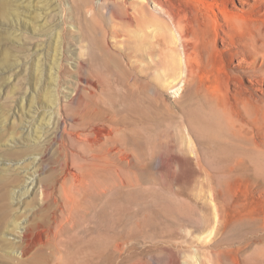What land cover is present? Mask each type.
<instances>
[{"label": "rangeland", "instance_id": "374dc122", "mask_svg": "<svg viewBox=\"0 0 264 264\" xmlns=\"http://www.w3.org/2000/svg\"><path fill=\"white\" fill-rule=\"evenodd\" d=\"M45 1L51 34L40 42L23 28L27 17L14 22L0 0V109H14L6 91L20 71L9 60L23 51L9 34L26 31L29 47L43 45L36 51L42 62L52 53L61 58L62 91L80 83L81 93L97 94L90 128L107 119L104 103L111 102L108 111L123 120L127 138L137 136L142 151L123 164L122 186L110 188L114 179L106 178L110 192L94 203L91 232L56 264H264V0H222L215 11L211 0ZM40 3L32 0L31 10L43 16ZM182 46L189 58L181 65ZM225 119L248 143L229 144ZM7 137H0V148H7ZM152 140L160 150L155 159L145 147ZM228 165L236 171L218 173ZM1 254L0 264H30Z\"/></svg>", "mask_w": 264, "mask_h": 264}, {"label": "bare ground", "instance_id": "6f19581e", "mask_svg": "<svg viewBox=\"0 0 264 264\" xmlns=\"http://www.w3.org/2000/svg\"><path fill=\"white\" fill-rule=\"evenodd\" d=\"M2 1L4 15L13 16L14 22L21 20V15L27 17L23 20V28L31 29L40 42L51 34L52 14L45 0H39L38 6L40 11H45L43 16H40L41 12L31 10L32 0ZM221 1L208 3L212 11L220 8ZM238 1L243 5L249 3V0ZM37 16L40 19L38 25L29 22L30 17L37 22ZM202 25L206 29V24L202 22ZM9 35L10 41L16 43L13 46H20L23 51L18 55L14 52L15 55L10 57L13 60H9L13 61L14 70L20 71L12 75L15 82L9 92L6 91V96L10 94L13 100L14 109L8 111L9 114L0 109V125L9 120V126L0 137L8 135L11 142L8 145L10 142L7 140L4 144L7 148H0V253L19 263L45 261L46 264H56L61 262L72 243L84 240L83 235L91 232L94 203L97 199L102 202L110 188L123 185V164L142 151L139 150L137 136L127 138L125 130L119 126L124 125L123 120L115 111H108L114 108L111 102L104 103L106 109L102 107L105 114L109 112L107 119L103 120V110V116L98 114L99 120L103 121L90 128L87 117L91 118L92 111L99 106L95 100L96 93L85 90L81 93L80 83L74 88L67 84L70 92L62 91L67 70L62 67L61 58L56 59L57 54H50V61L44 63L41 55L36 53L43 46L40 42L29 47L31 39L26 36V31L13 30ZM54 37L55 47H58L60 31L55 32ZM182 52L180 57L177 55L181 65L182 60L186 63L189 58L185 46ZM260 56L264 57L263 53ZM8 57L6 54L5 59ZM28 60L30 62L27 63ZM28 64L29 81L25 82L23 92L18 94V78L26 72ZM15 65L21 68H15ZM261 73L264 80V68ZM60 92L66 93L63 100ZM78 94L81 97L78 98ZM210 105L218 112L226 111L224 105L219 107L213 101ZM225 123L227 130L230 129L227 139L231 146H239V142L248 143L247 136L234 121L225 119ZM15 126L23 129L20 131ZM156 141L152 140L145 146L154 159L160 152H157ZM221 171L234 172L236 165H228L227 169L218 171L227 176ZM108 176H112L115 183L109 189L104 184ZM114 246L118 248L117 242Z\"/></svg>", "mask_w": 264, "mask_h": 264}]
</instances>
